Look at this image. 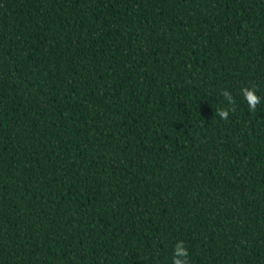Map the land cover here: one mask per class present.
Instances as JSON below:
<instances>
[{
    "label": "trees",
    "instance_id": "obj_1",
    "mask_svg": "<svg viewBox=\"0 0 264 264\" xmlns=\"http://www.w3.org/2000/svg\"><path fill=\"white\" fill-rule=\"evenodd\" d=\"M178 240L264 264V0H0V264H171Z\"/></svg>",
    "mask_w": 264,
    "mask_h": 264
},
{
    "label": "clouds",
    "instance_id": "obj_2",
    "mask_svg": "<svg viewBox=\"0 0 264 264\" xmlns=\"http://www.w3.org/2000/svg\"><path fill=\"white\" fill-rule=\"evenodd\" d=\"M240 94L248 106L250 112H256L257 106L261 103V97L257 95V89L254 86L243 87ZM220 95L224 98V107H217L215 116L222 121H227L230 116V107L235 104L232 93L227 90H221ZM171 264H190L189 251L183 240H178L173 245Z\"/></svg>",
    "mask_w": 264,
    "mask_h": 264
}]
</instances>
